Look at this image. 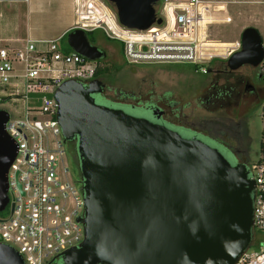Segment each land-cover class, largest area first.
Instances as JSON below:
<instances>
[{
    "label": "water",
    "instance_id": "obj_1",
    "mask_svg": "<svg viewBox=\"0 0 264 264\" xmlns=\"http://www.w3.org/2000/svg\"><path fill=\"white\" fill-rule=\"evenodd\" d=\"M108 1L128 27L162 21L159 0ZM241 39L242 48L228 64L257 67L264 56L260 30L246 26ZM67 42L90 59L106 54L82 28H70ZM100 83L71 78L54 93L65 142L77 138L85 195L78 218L84 240L56 258L61 264H236L255 235L257 182L248 164L232 163L201 138L96 102ZM8 119L0 108V211L10 204L13 212L9 169L17 144L7 131ZM0 264H26L1 235Z\"/></svg>",
    "mask_w": 264,
    "mask_h": 264
},
{
    "label": "built area",
    "instance_id": "obj_2",
    "mask_svg": "<svg viewBox=\"0 0 264 264\" xmlns=\"http://www.w3.org/2000/svg\"><path fill=\"white\" fill-rule=\"evenodd\" d=\"M157 3V17L162 21L140 29L121 23L116 9L106 0H75L76 20L71 28L102 29L108 38L121 42L122 53L130 62H188L200 64L203 73L213 60L228 59L242 48L241 36L234 40L212 36L215 26L234 20L228 2ZM60 39L0 40V101L12 107L4 108L9 112L6 128L17 144L9 169L14 211L9 204L8 214L0 213V235L21 253L26 264L53 263L85 237L84 224L78 219L85 212L84 190L65 146L54 93L67 79L89 83L97 78L102 63L74 49L65 50ZM262 41L264 47V37ZM258 67L264 72V56ZM260 155L261 160L250 167L257 182L252 244L259 232L264 234V151ZM263 242L256 248L251 244L236 264H264Z\"/></svg>",
    "mask_w": 264,
    "mask_h": 264
},
{
    "label": "flooded vegetation",
    "instance_id": "obj_3",
    "mask_svg": "<svg viewBox=\"0 0 264 264\" xmlns=\"http://www.w3.org/2000/svg\"><path fill=\"white\" fill-rule=\"evenodd\" d=\"M87 34L95 44L88 31ZM99 48L106 53L101 58L106 59L108 50ZM220 60L210 65L206 72L210 74L208 81L187 98L171 88L162 92H158L155 86L143 89L145 84L154 80L137 70L123 79L97 76L102 90L93 93V96L98 103L148 118L178 131L184 137L201 138L218 147L232 163L246 162L250 169L262 143L254 148L249 124L264 106V72L250 64L231 68L227 59ZM67 142H70L67 150L73 158H77V138ZM72 168L76 170L74 166ZM58 260L61 258H56L55 263Z\"/></svg>",
    "mask_w": 264,
    "mask_h": 264
},
{
    "label": "rangeland",
    "instance_id": "obj_4",
    "mask_svg": "<svg viewBox=\"0 0 264 264\" xmlns=\"http://www.w3.org/2000/svg\"><path fill=\"white\" fill-rule=\"evenodd\" d=\"M71 0H51L50 6L42 4L37 9L33 10L31 14V24L33 27V38L36 39H55L60 37L59 44L63 47L67 45V37L62 38L61 34L63 27L69 18H75L72 9ZM229 4L230 12L234 17L231 23H225L215 26L212 36L223 40H234L241 36L242 30L249 25L256 26L264 37V4L261 0H221ZM47 3V2H46ZM23 8L25 4L21 3ZM69 4V6H68ZM96 45L104 47L108 50L109 55L105 58H99L103 66L108 68V73L103 74L113 79L124 78L134 73V70L141 71L147 74V78L154 80L147 82L145 88L148 89L155 86L158 92L164 89L171 88L175 92H182L185 98L193 91H197L199 87L208 81L210 74L203 73L199 66L200 64L179 62V63H155V62H130L126 59L121 49V42L117 39H110L106 37L103 30L98 28L93 31H88ZM224 44H216L222 46ZM221 61L215 59L212 63L207 64L215 65ZM33 99L34 95H30ZM0 107L11 110L9 103H2ZM251 138L253 139L254 148H257L260 142L264 143V106L260 108L254 118L249 124ZM70 142H65V146L69 148ZM68 155L72 161V167L76 169L77 175L81 176V168L75 164L73 156L68 150ZM261 157V155H260ZM259 156L254 159L256 162ZM9 208L4 209L0 213L7 215ZM264 234L259 232L255 242L251 248H256L261 240H264ZM264 244V242H263ZM56 264H61L58 260Z\"/></svg>",
    "mask_w": 264,
    "mask_h": 264
},
{
    "label": "crops",
    "instance_id": "obj_5",
    "mask_svg": "<svg viewBox=\"0 0 264 264\" xmlns=\"http://www.w3.org/2000/svg\"><path fill=\"white\" fill-rule=\"evenodd\" d=\"M51 0H0V40L16 43L22 42L28 37L33 38V27L31 14L42 4L50 6ZM47 2V3H46ZM26 7L23 8L22 4ZM72 9L75 14V0H71ZM69 6V4H68ZM75 18H69L63 27L61 34H65L73 26ZM107 37V36H106ZM36 39V38H34Z\"/></svg>",
    "mask_w": 264,
    "mask_h": 264
},
{
    "label": "trees",
    "instance_id": "obj_6",
    "mask_svg": "<svg viewBox=\"0 0 264 264\" xmlns=\"http://www.w3.org/2000/svg\"><path fill=\"white\" fill-rule=\"evenodd\" d=\"M65 37H67V33H65V34L62 36V38H65ZM64 49L67 50V51H69V50H71L72 48H71V47L69 46V44L67 43V45H66V47H64ZM121 51L123 52L122 44H121ZM99 62H100V60H99ZM100 63H101V62H100ZM105 73H108V68L105 67V66H103V64H102V65H100V66L98 67L97 76H101V75H103V74H105ZM263 151H264V143L262 142V143H261V149H260L259 153L256 155V157L260 156V154H261ZM69 157H70V156H69ZM256 157H255V158H256ZM259 158H260V157H259ZM260 160H261V159H259L258 161H260ZM74 161H75V164H77L78 167H80V159H79V155H78L77 158H74ZM70 162H71V164H72L71 158H70ZM73 171H74V174H75V177H76V178H80V177H81V176L77 175L76 170H73Z\"/></svg>",
    "mask_w": 264,
    "mask_h": 264
}]
</instances>
